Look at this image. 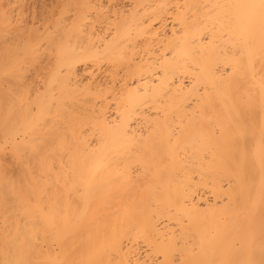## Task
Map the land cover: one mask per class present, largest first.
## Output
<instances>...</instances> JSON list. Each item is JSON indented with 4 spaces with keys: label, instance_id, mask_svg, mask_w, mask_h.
<instances>
[{
    "label": "bare ground",
    "instance_id": "6f19581e",
    "mask_svg": "<svg viewBox=\"0 0 264 264\" xmlns=\"http://www.w3.org/2000/svg\"><path fill=\"white\" fill-rule=\"evenodd\" d=\"M262 232L264 0H0V264H264Z\"/></svg>",
    "mask_w": 264,
    "mask_h": 264
},
{
    "label": "rangeland",
    "instance_id": "374dc122",
    "mask_svg": "<svg viewBox=\"0 0 264 264\" xmlns=\"http://www.w3.org/2000/svg\"><path fill=\"white\" fill-rule=\"evenodd\" d=\"M262 234H263V232H262V233H259V237L257 236V237L260 238V239L255 238L256 243H257V239L259 240V241H258V244H263V243H264V240H263L264 235H262ZM254 243H255V242H254ZM256 245H257V244H256ZM263 248H264V246H263ZM263 248H261V249L257 248L258 250L253 248V252H257V251H258L257 254H259V256H260V257H258V256L256 255V257H254V258H257V259H255L256 261H259V260L264 259V258H263V256H264ZM254 254H255V253H254ZM254 258L252 257L251 259L254 260ZM258 259H259V260H258Z\"/></svg>",
    "mask_w": 264,
    "mask_h": 264
}]
</instances>
